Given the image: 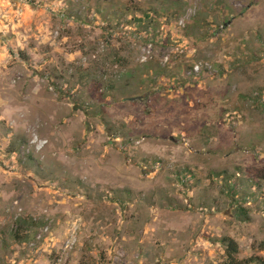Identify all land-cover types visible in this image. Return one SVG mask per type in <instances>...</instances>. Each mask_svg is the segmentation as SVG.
<instances>
[{"label":"rangeland","instance_id":"374dc122","mask_svg":"<svg viewBox=\"0 0 264 264\" xmlns=\"http://www.w3.org/2000/svg\"><path fill=\"white\" fill-rule=\"evenodd\" d=\"M262 167L264 0H0V264L264 257Z\"/></svg>","mask_w":264,"mask_h":264},{"label":"trees","instance_id":"16d2710c","mask_svg":"<svg viewBox=\"0 0 264 264\" xmlns=\"http://www.w3.org/2000/svg\"><path fill=\"white\" fill-rule=\"evenodd\" d=\"M147 17H149L148 14ZM190 172L194 173V171ZM254 172H256L259 178L264 179V167L257 168L254 170ZM220 241L225 246V258L220 264H250L255 262L257 264H264V257L259 255H255L254 257L246 259H238L236 256L238 253V243L232 237L224 236Z\"/></svg>","mask_w":264,"mask_h":264}]
</instances>
